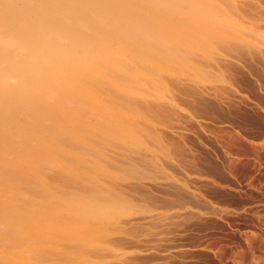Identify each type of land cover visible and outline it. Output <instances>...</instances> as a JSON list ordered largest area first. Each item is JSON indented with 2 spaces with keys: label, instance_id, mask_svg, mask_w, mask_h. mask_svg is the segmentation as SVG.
I'll return each mask as SVG.
<instances>
[{
  "label": "bare ground",
  "instance_id": "1",
  "mask_svg": "<svg viewBox=\"0 0 264 264\" xmlns=\"http://www.w3.org/2000/svg\"><path fill=\"white\" fill-rule=\"evenodd\" d=\"M225 2L0 0V264H94L85 249L133 207L95 177H107L101 150L138 148L141 105L165 76L207 78L216 48L242 40Z\"/></svg>",
  "mask_w": 264,
  "mask_h": 264
},
{
  "label": "rangeland",
  "instance_id": "2",
  "mask_svg": "<svg viewBox=\"0 0 264 264\" xmlns=\"http://www.w3.org/2000/svg\"><path fill=\"white\" fill-rule=\"evenodd\" d=\"M231 2L230 15L243 23L240 44L216 48L204 66L207 78L167 74L162 99L139 104L140 125L156 140L149 134L132 149L113 140L101 150L107 177H95L133 207L102 232L96 248L85 249L87 261L264 264V0ZM69 241L58 251L73 253ZM53 254L49 262H60Z\"/></svg>",
  "mask_w": 264,
  "mask_h": 264
}]
</instances>
